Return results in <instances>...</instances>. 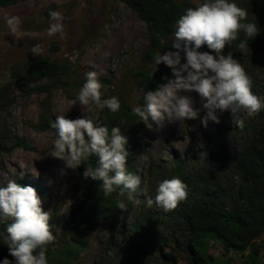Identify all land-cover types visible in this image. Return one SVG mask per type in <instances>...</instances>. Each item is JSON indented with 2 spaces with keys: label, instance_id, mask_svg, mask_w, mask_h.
I'll return each instance as SVG.
<instances>
[{
  "label": "trees",
  "instance_id": "1",
  "mask_svg": "<svg viewBox=\"0 0 264 264\" xmlns=\"http://www.w3.org/2000/svg\"><path fill=\"white\" fill-rule=\"evenodd\" d=\"M20 1L22 0H0V7L6 8ZM119 1L136 13L146 29L147 44L140 54L139 65L128 75L138 96L137 106H143L141 88L145 91L155 90L161 83H166L165 77L174 78L171 68L163 63L156 65L155 56L157 53L175 51L171 47L175 23L186 9L195 6L189 0ZM53 8L54 5H51L45 15L49 17ZM243 8L248 10V22L257 23L261 29L244 49L246 58L251 63H260L264 60V0H248ZM238 43L239 40L234 45L226 46L222 54L228 55L230 49L232 54H237L239 48L235 45ZM200 51L212 50L204 45ZM181 56V62H186L182 53ZM76 75L78 74L71 69L68 59L41 57L16 62L10 68L9 82L0 87V112L13 102V91L27 94L31 85L45 81L47 85L40 88L45 97L40 103L41 113L34 128L36 131H52L55 134L50 126L55 120L50 108L51 90L67 88L70 81L74 82L72 78ZM79 82L83 84L85 79ZM106 82L111 83L109 79ZM117 97L121 102V110L113 114L106 107L103 108L99 125L107 126L109 132L112 127L118 126L128 137L127 167L130 172L135 173V156L137 151L147 146L149 131L146 124L133 114L129 102L121 95ZM107 98L109 97H102ZM257 118V127L250 131L238 152L228 159L224 158V146L221 149L212 148L209 143L202 150L201 165L192 174H186L184 167L177 163L168 170H148L157 182L178 177L187 185L188 198L173 210L176 224L180 226L179 239H167L158 230L148 232L146 228L151 225L150 219L147 223L134 222L128 227L126 216L132 203L129 201L125 204V210L118 208V204L124 203L127 198L126 194L120 195L121 189L116 188L110 196L105 197L100 190V181L84 178L85 167L88 164L96 165V158L91 157L71 177L73 202L65 215L60 217L58 236L48 246V264H76L93 231L102 221L108 223L111 231L109 245H114L118 253L129 255L135 264H213L215 260L208 253L210 242L219 243L225 253H239L243 264H259L258 258L264 253V110ZM247 128L249 123L229 130L230 139ZM8 139L9 135L0 127V150L5 149ZM222 162L228 173L219 170ZM19 184L34 187L40 197L51 194L39 184L26 179ZM57 222L56 217L51 218L52 231ZM7 223L0 224V232H6ZM155 237L158 239L157 251L152 255L147 247L148 241ZM5 258L15 264V259L9 255L8 246L0 237V264ZM114 264L121 263L115 261Z\"/></svg>",
  "mask_w": 264,
  "mask_h": 264
},
{
  "label": "rangeland",
  "instance_id": "2",
  "mask_svg": "<svg viewBox=\"0 0 264 264\" xmlns=\"http://www.w3.org/2000/svg\"><path fill=\"white\" fill-rule=\"evenodd\" d=\"M247 1L235 0V3L244 7ZM189 2L196 7L203 0ZM51 5H54L53 10L60 11L64 16L63 38L59 34L48 35L52 21L45 12ZM10 16L21 19L20 31L15 36L9 32L6 24V18ZM35 44L42 46V56L31 52ZM146 44L144 23L119 0H22L6 8L0 7V87L9 82L10 68L16 62L41 57L68 59L71 69L78 75L72 78L74 82L70 81L67 88L51 90L52 116L65 115L69 119L89 116L99 125L103 108L95 105L83 107L79 102L71 106L69 103L83 85L79 81L85 79L88 71L102 73V97L121 95L133 109L137 106L138 96L128 75L131 70L137 69ZM232 56L252 78L253 92L264 97V60L251 63L241 49ZM108 79L110 84L106 82ZM46 85L45 81L31 85L27 94L13 91V102L0 112V127L9 135L5 149L0 150V186H5L8 179H14L17 183L26 179L50 191L49 196L41 198L43 209L51 211L52 217L58 219L53 229L57 237L61 226L60 217L65 215L73 202L70 180L75 170L68 169L66 175L60 174L63 162L50 156L55 134L52 131H36L34 128L41 113L40 103L45 97L40 88ZM191 95L196 100V106L202 107L199 96L196 93ZM203 115L201 111L200 118L166 124L162 129L149 121L152 123V128H148L149 142L143 150L137 151L134 165L135 174L144 180L149 196L155 197L157 187V181L149 174V169L168 170L177 163L184 167L186 174H192L201 165L202 150L209 143L212 148L221 149L224 146V158L228 159L238 152L250 131L258 125L257 115L249 117L246 112H242L237 119L242 120L243 124L249 123V128L230 139L229 130L240 127L229 112H218L220 123L209 121L207 127L201 123ZM225 168L223 162L219 164V170L228 173ZM128 203L126 198L124 204ZM148 219L151 223L146 228L148 232L158 230L167 239L180 238V226L176 224L173 211L164 212L155 206L147 208L143 203L140 206L132 204L126 223L129 227L134 222L147 223ZM110 235L108 223L100 222L76 264H114L115 261L135 264L129 255L118 253L114 245H109ZM157 240L155 237L148 241L147 251L152 255L156 254ZM208 253L215 260L213 264H243L239 253H225L217 242H210ZM258 262L264 264V253L260 254Z\"/></svg>",
  "mask_w": 264,
  "mask_h": 264
},
{
  "label": "clouds",
  "instance_id": "3",
  "mask_svg": "<svg viewBox=\"0 0 264 264\" xmlns=\"http://www.w3.org/2000/svg\"><path fill=\"white\" fill-rule=\"evenodd\" d=\"M248 15V10L238 6L235 0H203L195 8L186 9L175 23L171 43L175 51L155 56L156 65L163 63L171 68L174 78L165 77L166 83L155 90L141 88L144 103L134 107L133 114L149 129L152 128L149 121L162 129L166 124L200 118L201 111L204 112L201 123L207 127L209 121L220 123L218 112H229L233 121L242 127L238 114L246 112L254 117L264 110V97L253 92L252 78L244 66L231 53L222 54L226 46L234 45L237 40L235 47L246 49L261 31L257 23L248 22ZM49 17L52 23L48 35L59 34L63 38V14L51 10ZM6 24L15 36L20 31L21 19L10 16ZM204 45L212 51H200ZM31 52L42 56L43 48L35 44ZM100 75L97 71L85 73V82L69 102L71 106L79 102L83 107H106L113 114L121 110L117 96L102 99ZM191 93L199 96L202 107L196 106ZM50 126L55 130L50 156L63 162L61 175L95 157L96 165L88 164L83 176L100 181L105 197L120 188V195L126 194L134 206L143 203L147 208L155 206L164 212L175 210L188 198L187 185L178 177L158 181L155 197L148 195L142 177L128 170V137L120 127H112L109 132L107 126L97 125L89 116L69 119L65 115H57ZM118 208L125 210L126 205L120 202ZM51 218V211L43 209V200L34 187L21 185L14 179L0 186V224L8 222L6 232H0V237L15 264H48V246L55 241ZM2 264H12V261L5 258Z\"/></svg>",
  "mask_w": 264,
  "mask_h": 264
}]
</instances>
